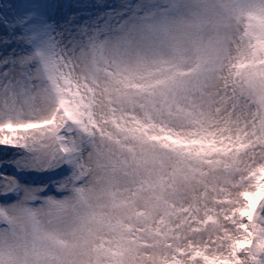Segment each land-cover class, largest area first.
<instances>
[{"label": "snow or ice", "instance_id": "6c2138e0", "mask_svg": "<svg viewBox=\"0 0 264 264\" xmlns=\"http://www.w3.org/2000/svg\"><path fill=\"white\" fill-rule=\"evenodd\" d=\"M0 148V264H264V0H0Z\"/></svg>", "mask_w": 264, "mask_h": 264}, {"label": "rangeland", "instance_id": "374dc122", "mask_svg": "<svg viewBox=\"0 0 264 264\" xmlns=\"http://www.w3.org/2000/svg\"><path fill=\"white\" fill-rule=\"evenodd\" d=\"M64 2H69V3H76V4H94L97 3L98 0H64ZM101 3H106V4H117L122 2V0H99ZM86 11H93L95 12V9H86ZM11 152L8 153L9 156H11ZM0 159H6V157L3 154V149L0 148ZM7 172L9 175L13 174V169L12 168H0V172ZM22 179L25 182H35V183H40L41 181H45L47 178L39 173H29L26 174L22 177ZM2 226V225H0Z\"/></svg>", "mask_w": 264, "mask_h": 264}]
</instances>
